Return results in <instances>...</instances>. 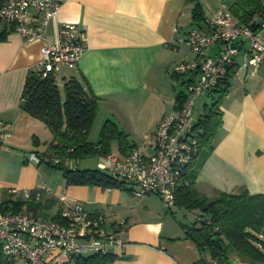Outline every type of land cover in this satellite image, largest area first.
Returning a JSON list of instances; mask_svg holds the SVG:
<instances>
[{"label":"crops","instance_id":"0c3cea01","mask_svg":"<svg viewBox=\"0 0 264 264\" xmlns=\"http://www.w3.org/2000/svg\"><path fill=\"white\" fill-rule=\"evenodd\" d=\"M56 1V15L40 37L26 40L1 21V26L6 24L7 34L0 40V119L9 123V144L0 150V203L7 195L19 199L22 189L45 186L42 199H53V205L64 208L77 201L87 212L101 214L108 221L124 220L120 236L125 247L114 252L110 264H195L203 253L191 237L195 218L190 219V210L183 206L167 208L156 194L137 196L126 184L68 185L61 175L58 181L47 180L49 185L42 174L54 170L29 163L27 155L33 151L44 153L52 133L20 106L25 77L37 68L40 47L54 41L58 25L77 22L85 49L74 67L55 66L58 85L74 76L96 97L95 118L102 117L96 127L98 136L103 122L110 119L128 134L131 150L152 153L156 125L175 108L177 94L182 92L178 84L183 79L171 74V66L193 57L183 39L190 29L199 28L192 21L194 2ZM234 1L198 0L205 20L212 18L222 4L229 6ZM30 15L36 22V13L31 11ZM245 41L239 39L242 48L220 99L222 121L213 147L201 149L191 164L193 187L209 199L220 191L237 192L241 188L251 194L264 193V66L242 65ZM216 50L217 45L206 52L213 54ZM203 95L210 99L206 104L216 92ZM201 112L194 116L193 109L192 124ZM98 136L87 139L96 141ZM110 151L121 157L129 152L121 153L116 141L111 142ZM259 237L264 240V231Z\"/></svg>","mask_w":264,"mask_h":264},{"label":"built area","instance_id":"2783aa9c","mask_svg":"<svg viewBox=\"0 0 264 264\" xmlns=\"http://www.w3.org/2000/svg\"><path fill=\"white\" fill-rule=\"evenodd\" d=\"M56 0H3L0 20L11 25L26 40L40 37L58 9ZM37 15L31 19L30 12ZM207 28L190 29L183 41L193 53L191 59L174 62L171 74L182 77L185 90L180 103L164 114L152 135L153 152L131 150L124 156L109 151L100 156L96 166L108 170L137 195L156 194L169 208L175 204L178 187L185 184L187 166L197 156L198 141L192 135V114L197 98L210 93L226 77L241 50L239 39L248 42L243 50V66H264V16L258 28L238 24L228 6L222 4L206 20ZM182 39H180V42ZM217 45L213 54L206 49ZM85 49L78 23L68 21L56 27L55 39L39 49L37 71L42 75L54 71L57 64L74 67ZM9 123L0 119V150L8 147ZM29 163H58L55 155L30 152ZM77 160L68 161L75 166ZM45 186L22 189V198L32 194L39 199ZM13 191H16L13 189ZM124 220L108 221L101 214L87 212L80 202L67 203L59 219L43 218L24 210L0 211V252L7 264H76L80 257L113 255L123 251L120 236ZM195 264H218L215 260H198Z\"/></svg>","mask_w":264,"mask_h":264},{"label":"trees","instance_id":"16d2710c","mask_svg":"<svg viewBox=\"0 0 264 264\" xmlns=\"http://www.w3.org/2000/svg\"><path fill=\"white\" fill-rule=\"evenodd\" d=\"M190 1L194 2L193 23L199 28H207L198 0ZM2 3L3 0H0V6ZM228 8L238 24L249 25L253 29L259 27L258 23L264 16V0H235ZM6 34V24L1 26L0 20V40L5 39ZM231 67L214 89L216 95L211 102L203 105L201 114L192 124L191 132L198 141V153L201 149L211 150L213 147L215 134L222 121L220 99L228 88V77L233 73ZM63 80L59 86L54 72L42 76L37 69L30 70L21 94V108L42 121L52 133V140L44 153L55 155L60 161L55 164L49 162L48 165L62 169L68 185L123 187L125 183L110 171L97 166L80 168L78 163L83 157L108 153L113 141L117 142L121 153L128 152L132 147L128 134L107 119L100 128L98 139L89 141L87 136L97 114V99L74 76ZM181 93L177 94V103L181 101ZM70 160H77L75 166L68 165ZM193 161L184 174L186 183L176 191L175 204L198 211L191 227V237L203 253L200 260H215L218 264H264V240L259 237L264 231V193L251 194L241 188L237 192L220 191L209 199L193 187ZM42 196V192L39 199L33 194L26 199H12L7 195L0 203V211L24 210L35 216L59 219L62 208L59 206L57 213L49 217L45 209L51 207L54 200H43ZM113 259L114 256L110 254L90 255L78 258L76 264H110ZM0 264H7L1 252Z\"/></svg>","mask_w":264,"mask_h":264},{"label":"rangeland","instance_id":"374dc122","mask_svg":"<svg viewBox=\"0 0 264 264\" xmlns=\"http://www.w3.org/2000/svg\"><path fill=\"white\" fill-rule=\"evenodd\" d=\"M248 45V42L245 41V47H247ZM67 67V66H66ZM180 83V82H179ZM179 87L181 88L182 91L185 90V87L183 86L182 82L180 84H178ZM205 101H210L209 97L201 94L196 102H195V105H194V116L196 115V113H198L199 111L202 110V107H203V104ZM102 117L99 115L97 116L95 119H94V122L88 132V136L87 138L89 140H95L96 137L98 136V129L96 128L97 127V123H99V120L101 119ZM82 160H80L81 162L78 163V166L80 168H93L95 167V165L97 164L98 160L95 158V157H83L81 158ZM39 168L40 169H45L46 171L48 170H54V172H52L51 174H47V173H43L42 176L44 177V179L46 180V182H48L50 180V182L52 181H58L59 177L62 175V169L60 168H56L54 166H51V165H48L46 163H40L39 164ZM59 175V176H58ZM42 177V178H43ZM48 180V181H47ZM50 182L49 185H50ZM21 197V196H20ZM162 201V200H161ZM162 203L164 204V202L162 201ZM58 207L59 205L56 204V205H53L51 207H48L45 209V212L46 214L50 217V216H53L57 213V210H58ZM187 214H188V217L191 219V218H195L196 215L198 214V211L197 210H190V211H187ZM195 220V219H194ZM257 264H261V263H257Z\"/></svg>","mask_w":264,"mask_h":264}]
</instances>
